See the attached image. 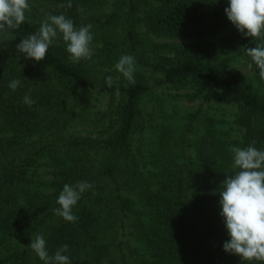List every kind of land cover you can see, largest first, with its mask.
Instances as JSON below:
<instances>
[{
  "label": "trees",
  "instance_id": "1",
  "mask_svg": "<svg viewBox=\"0 0 264 264\" xmlns=\"http://www.w3.org/2000/svg\"><path fill=\"white\" fill-rule=\"evenodd\" d=\"M0 264H264V0H0Z\"/></svg>",
  "mask_w": 264,
  "mask_h": 264
},
{
  "label": "rangeland",
  "instance_id": "2",
  "mask_svg": "<svg viewBox=\"0 0 264 264\" xmlns=\"http://www.w3.org/2000/svg\"><path fill=\"white\" fill-rule=\"evenodd\" d=\"M231 67L232 69H238L242 72L243 75H247V74H251V70L250 68L244 64L242 61H238V62H231ZM130 73V72H129ZM117 78H119L118 76H116ZM155 89V92H158L160 94L161 97H164L162 99V103L165 104L166 108H173V105L171 102L174 101L173 97H178L180 98V102L183 104V108H180L181 111L180 113L184 112V110L190 109L192 107H194L195 105H197V103L199 102V100H191L189 98H187V96L185 94H183L184 90L179 88H173L167 85H160V84H156L153 87ZM152 94V93H151ZM151 94H146L143 99H149L148 97ZM174 94V95H173ZM109 94L108 93H100L98 95V99H97V104L98 106H107L108 104V100H109ZM117 99L119 98V96L116 97ZM214 103V101H211ZM220 109H222V111H224V113H229L231 114V110H233L232 106L226 105V103H220ZM168 106V107H167ZM165 119H162V121H164ZM240 130H238L237 132L239 133Z\"/></svg>",
  "mask_w": 264,
  "mask_h": 264
}]
</instances>
